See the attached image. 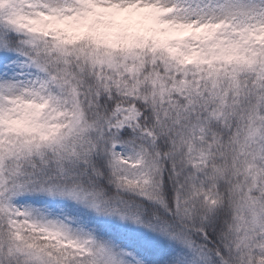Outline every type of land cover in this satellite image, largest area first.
Returning a JSON list of instances; mask_svg holds the SVG:
<instances>
[{
	"label": "snow or ice",
	"instance_id": "6c2138e0",
	"mask_svg": "<svg viewBox=\"0 0 264 264\" xmlns=\"http://www.w3.org/2000/svg\"><path fill=\"white\" fill-rule=\"evenodd\" d=\"M0 264H264V0H0Z\"/></svg>",
	"mask_w": 264,
	"mask_h": 264
}]
</instances>
